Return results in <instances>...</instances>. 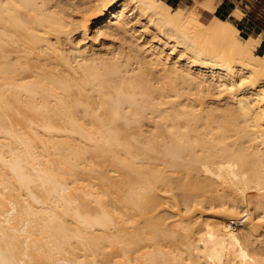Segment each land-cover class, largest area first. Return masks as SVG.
<instances>
[{
    "label": "bare ground",
    "instance_id": "obj_1",
    "mask_svg": "<svg viewBox=\"0 0 264 264\" xmlns=\"http://www.w3.org/2000/svg\"><path fill=\"white\" fill-rule=\"evenodd\" d=\"M260 39L161 0H0V264H264Z\"/></svg>",
    "mask_w": 264,
    "mask_h": 264
},
{
    "label": "rangeland",
    "instance_id": "obj_2",
    "mask_svg": "<svg viewBox=\"0 0 264 264\" xmlns=\"http://www.w3.org/2000/svg\"><path fill=\"white\" fill-rule=\"evenodd\" d=\"M161 1L167 3L165 0ZM221 1L222 0H177L176 2L167 4L173 9H179V11L185 10V12L187 13H190V11L195 12L197 15H199L200 21L203 23H208L212 20V18L216 17L221 20L228 21L229 23H232L234 26H236V23L233 22L232 19L221 17L216 13V7L218 6V4H220ZM259 2V6L249 12V16H251L253 21L260 25L264 24V0H260ZM207 4H210L212 13L211 11L206 10ZM233 16L237 19H241L244 16V13L238 9H235L233 12ZM240 34L244 37H248L243 32H240ZM262 38L263 36L261 35L260 45ZM254 51L259 55H264V49H259V46L255 47Z\"/></svg>",
    "mask_w": 264,
    "mask_h": 264
},
{
    "label": "crops",
    "instance_id": "obj_3",
    "mask_svg": "<svg viewBox=\"0 0 264 264\" xmlns=\"http://www.w3.org/2000/svg\"><path fill=\"white\" fill-rule=\"evenodd\" d=\"M167 3H173L177 0H165ZM257 0H222L216 7V13L224 18H230L236 23V27L240 32L245 33L247 36L262 35L261 45L259 49H264V24H258L249 16V12L259 6L260 2L256 4ZM260 1V0H259ZM253 6L252 8L250 7ZM235 9L244 13L241 19L233 16Z\"/></svg>",
    "mask_w": 264,
    "mask_h": 264
},
{
    "label": "built area",
    "instance_id": "obj_4",
    "mask_svg": "<svg viewBox=\"0 0 264 264\" xmlns=\"http://www.w3.org/2000/svg\"><path fill=\"white\" fill-rule=\"evenodd\" d=\"M259 3V0L256 1V4ZM250 7L252 8L253 6L250 5Z\"/></svg>",
    "mask_w": 264,
    "mask_h": 264
}]
</instances>
